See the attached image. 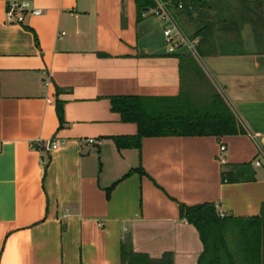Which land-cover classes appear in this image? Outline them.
Segmentation results:
<instances>
[{
  "label": "crops",
  "instance_id": "0c3cea01",
  "mask_svg": "<svg viewBox=\"0 0 264 264\" xmlns=\"http://www.w3.org/2000/svg\"><path fill=\"white\" fill-rule=\"evenodd\" d=\"M200 1L194 13L175 14L207 26L204 64L194 57L204 84L188 82L178 55L188 51L156 42L161 19L139 14L136 0H33L42 12L23 22L8 20L0 0V264H122L124 245L201 264L204 242L179 202L212 201L223 215L264 210V167L253 162L249 133L264 147V0L216 17ZM183 90L202 99L218 92L243 131L117 145L138 124L122 119L112 96ZM52 138L59 145L48 149ZM247 161L254 178L222 180L225 167Z\"/></svg>",
  "mask_w": 264,
  "mask_h": 264
},
{
  "label": "trees",
  "instance_id": "16d2710c",
  "mask_svg": "<svg viewBox=\"0 0 264 264\" xmlns=\"http://www.w3.org/2000/svg\"><path fill=\"white\" fill-rule=\"evenodd\" d=\"M153 3V0H136L139 14ZM186 4V3H185ZM192 7L186 4L183 10ZM191 13V10H188ZM207 26H201L192 33L199 36V51L202 39L207 36ZM182 68L190 71L188 82L208 83L197 77L203 74L200 64L190 52H179ZM208 85V84H206ZM113 108L121 113L125 121H135L138 130L132 135H117L119 147L140 146L142 138L163 134H230L243 131L239 119L223 97L213 91L205 98L183 90L176 96H146L140 94H117L112 96ZM57 114L63 119L62 102L56 100ZM142 170V167H137ZM252 161L236 162L222 170L223 181H242L254 178ZM264 209V207H263ZM181 217L193 223L199 230L205 248L201 264H262L264 246V210L259 215H222L215 202L204 201L195 204L179 202ZM230 242L235 245L231 248ZM122 264H173L172 252L161 257L122 246Z\"/></svg>",
  "mask_w": 264,
  "mask_h": 264
},
{
  "label": "built area",
  "instance_id": "2783aa9c",
  "mask_svg": "<svg viewBox=\"0 0 264 264\" xmlns=\"http://www.w3.org/2000/svg\"><path fill=\"white\" fill-rule=\"evenodd\" d=\"M186 4L181 0H153V3L143 10V16L155 15L166 24L163 29L165 41L170 52H176L181 48H186L197 59L201 58L199 51V36H194L184 30L175 14V9L183 10ZM42 9L36 7L33 0H7L6 16L13 22H23L28 13H41ZM250 135L256 140L258 145V155L253 160L257 166L264 167V147L257 135L250 132ZM94 141V138H89ZM59 145L57 138H52L47 142L46 148H54ZM225 144H221V149H225ZM224 214L223 212L221 213Z\"/></svg>",
  "mask_w": 264,
  "mask_h": 264
},
{
  "label": "rangeland",
  "instance_id": "374dc122",
  "mask_svg": "<svg viewBox=\"0 0 264 264\" xmlns=\"http://www.w3.org/2000/svg\"><path fill=\"white\" fill-rule=\"evenodd\" d=\"M184 3L188 4L189 2L192 3V7H187V10H191V12L196 11V6L195 4L199 2L200 0H181ZM245 0H202L200 1L201 3H205L206 7L208 8V11L210 14L213 13V15L218 16V15H229L230 13H225V10H229L231 7H235L237 5H240V3H244ZM190 16V15H188ZM190 22H186V20L182 17H179L178 21L179 23L183 26L186 32L192 33L194 29L201 23L200 18L201 16L194 15L193 17H188ZM161 24L157 27L155 31H153V38L155 39L156 42H164V44L167 46V43L165 41V37L163 34V29L165 26V22L161 20ZM200 62H203L204 64V57L202 56L199 59ZM261 170V169H260Z\"/></svg>",
  "mask_w": 264,
  "mask_h": 264
}]
</instances>
